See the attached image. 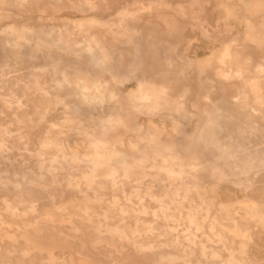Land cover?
<instances>
[{
    "label": "bare ground",
    "instance_id": "bare-ground-1",
    "mask_svg": "<svg viewBox=\"0 0 264 264\" xmlns=\"http://www.w3.org/2000/svg\"><path fill=\"white\" fill-rule=\"evenodd\" d=\"M118 1L0 0V264H264V0Z\"/></svg>",
    "mask_w": 264,
    "mask_h": 264
},
{
    "label": "rangeland",
    "instance_id": "rangeland-1",
    "mask_svg": "<svg viewBox=\"0 0 264 264\" xmlns=\"http://www.w3.org/2000/svg\"><path fill=\"white\" fill-rule=\"evenodd\" d=\"M130 3H131V1L130 0H120V1H118V2H116V3H114L112 6H110V8H109V10H106V11H104V12H102V13H97L96 14V17H99V18H102V19H106V20H108V19H111V18H113V17H115V15H116V12L118 11V10H120V9H122V8H124L125 6H129L130 5ZM74 17V18H76L77 17V15H72V14H51V15H45V16H43L41 19V23H43V24H45V25H49V24H52V23H56V22H58V21H51V19H57V18H59V17ZM261 18L262 17H258V19L259 20H261ZM21 19H17V20H15V19H7V20H4V21H2L1 23H0V35H2L4 32H6L7 30H8V28H10V27H13V26H15V27H19L21 24H22V22H19ZM37 21H31L30 23H36ZM145 39H146V35H143L142 36V41H143V44L145 43ZM123 42L121 43V46H127V44H125V40L124 39H121ZM143 49H145V47L143 46ZM158 49H162V51L161 52H163V49L165 50L166 48H163V46L162 45H158V48H157V50ZM210 49V48H209ZM161 53H160V51L158 50L157 51V53H156V55L157 56H159ZM253 54V58H254V60H258L259 59V57L258 56H261L258 52H253L252 53ZM143 55H144V53H143ZM191 58H193V59H195V60H197V57H195L194 55H191ZM40 65V61H36V62H32L31 63V65H30V68L31 67H33V66H36V67H38ZM160 61L159 62H155L154 64H152V59H147L146 60V67L148 66V67H160ZM26 66V65H25ZM203 66V65H202ZM202 66H199V65H193V66H191V67H189L188 69H187V73H188V77L189 78H191V80L193 79L194 80V78L196 77V75L198 74V73H200V75H209L210 74V72H208V73H203V71H202V69H206V67H203V68H201ZM205 66H207V64H205ZM15 67H17V68H22L23 67V65H15ZM69 70V71H72L71 69H68V68H64L63 70ZM148 71V70H147ZM191 73H193V75H194V78L193 77H191V75H189V74H191ZM134 85V84H133ZM132 85V86H133ZM199 120V117H194L193 118V123H192V125H190V126H186V127H184V128H182L183 129V132L185 133V135L188 137V138H191L193 135H194V131L197 129V121ZM139 121H141V123L146 127V129H152V127L150 126V122H149V120L147 119V118H143V119H140ZM173 128H171V127H165V130H166V132H169L170 134H174L175 135V133L173 132V130H172ZM171 131V132H170ZM118 134V133H117ZM130 141V140H129ZM141 142V140L140 139H137V141H135V142H133L132 141V143H136V144H138V143H140ZM143 164V166L144 167H142L141 168V170H148V167H145V166H148V162H146V163H142ZM140 169V168H139ZM141 170H136L135 171V173H138V172H140ZM100 171H102V170H100ZM137 176V175H136ZM138 176H140V175H138ZM145 192L143 193V196L144 197H147L148 195H149V193H147L146 192V190H144ZM156 194H161V191H159V192H156ZM131 198H134V197H131ZM117 202H122V200L120 199H118L117 200ZM154 205L155 204H152V206L154 207ZM156 209V208H155ZM152 210V209H151ZM57 250V249H56ZM56 256H58V255H56ZM44 258H46V255L44 256ZM58 259V258H57ZM69 259H68V257H66V256H62L60 259H58V263H61V264H66V262L68 261Z\"/></svg>",
    "mask_w": 264,
    "mask_h": 264
}]
</instances>
